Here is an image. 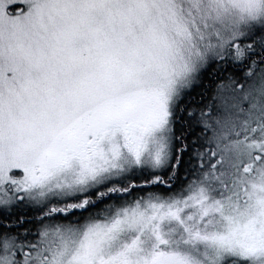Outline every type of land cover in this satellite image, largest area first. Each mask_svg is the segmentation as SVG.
<instances>
[{
  "label": "snow or ice",
  "instance_id": "obj_1",
  "mask_svg": "<svg viewBox=\"0 0 264 264\" xmlns=\"http://www.w3.org/2000/svg\"><path fill=\"white\" fill-rule=\"evenodd\" d=\"M0 264H264V0H0Z\"/></svg>",
  "mask_w": 264,
  "mask_h": 264
}]
</instances>
